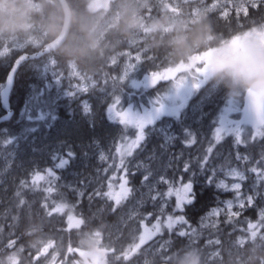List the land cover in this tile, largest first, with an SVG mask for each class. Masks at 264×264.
<instances>
[{
    "label": "trees",
    "instance_id": "1",
    "mask_svg": "<svg viewBox=\"0 0 264 264\" xmlns=\"http://www.w3.org/2000/svg\"><path fill=\"white\" fill-rule=\"evenodd\" d=\"M35 1L40 2L42 12L32 14L31 19L50 14L58 16L57 24L51 32V36L56 37L62 24L58 3L56 0ZM65 1L71 13V24L65 43L49 54L54 62L53 75L41 74L45 57L22 61L14 73L8 97L12 115L9 121L0 124V161L15 149H35L28 156L25 165L17 166V161L12 164L9 170L12 174L5 178L7 182L4 184L8 190L0 203V264H73L74 259L71 258L74 251L84 249L91 239L95 241L97 248L105 252L104 264L138 263L148 245L141 246L137 251H133L130 246L139 242L144 228H150L157 217L161 221L166 220V214L145 204L133 218L122 224V216L133 206L139 188L144 183L143 177L149 172L165 177L174 188L191 181L195 193L193 204H185L183 211L176 210L172 213L173 218L184 216L188 223L177 224L171 232L162 228L155 238L159 243L153 246V261L150 264H191L193 260L197 264H264V218L258 217L256 204L236 209L239 215L232 221L222 217L212 228L200 226L202 217L212 208L225 200L233 199V193L222 192L215 186L224 169L238 165L249 181L257 180L264 187V178L251 171L255 167L259 172H264V138L256 134L253 140L252 133L255 130L248 124L241 137L244 143L237 145L231 135L226 136L215 144L206 168L199 166L200 158L206 154L210 143H213L215 117L225 106L224 98L236 91L239 106H243L241 103L245 88L239 83L230 79L221 83L216 94L220 97L217 99L218 105H210L207 116L200 124L191 120L188 106H185L178 112V118L168 116L155 125L146 126L145 141L131 156L124 158L120 167L114 164L116 160L113 159L112 164L102 163L91 168L100 147L116 143L123 133L130 139H135L136 130L120 123L118 119L108 117L107 107L114 96H119L120 106L126 111L133 105L139 106L142 111L146 110L150 101L160 99L161 94L167 92L170 83L161 80L155 86H143L149 73L162 76L231 37H240L251 29L260 28L264 24V5L256 8L249 5L247 15L234 17L230 14L225 19L219 18L216 12H211L188 29L164 36L163 39L169 40L171 36L178 35L182 42L177 45L161 42L154 46L150 57L141 63L131 78L120 81V65L105 66L104 61L128 47L125 38L128 34L126 32H133L128 28L132 16L139 14L145 17L149 14L147 18L164 21L173 9L180 17L187 18V12L192 10L194 4H184L181 0ZM106 4H109V10L122 5H128V8L115 28L100 37L91 50L89 43L92 46L96 28L109 14V10H103ZM165 5H169V8L165 9ZM134 7L138 9L134 10ZM6 16V13L0 12V17ZM153 37H157V34ZM35 52V49L27 47L23 52L10 51L7 58L0 59V90L5 85L13 63L21 55H32ZM69 64L93 82L92 94L99 98L100 103L95 104L90 113L82 109L79 99L66 95L74 80L70 76ZM193 77L195 81L197 75ZM134 83L139 85L136 87ZM22 109L25 113L19 117ZM5 115L6 111L2 109L0 102V118ZM241 120H244L243 115ZM166 126L177 136V147L183 150L195 147L196 159H185L182 154L178 165L173 161L166 167L164 159L167 154L172 153L174 147L164 151L156 131L158 127ZM115 127L118 131L111 137L109 130ZM185 129L187 133H183ZM189 132L196 142L192 147H183L181 142L186 141ZM58 134L60 136L57 138ZM34 138H40L43 143L33 147L31 142ZM68 153L72 155L69 157ZM235 153H239L241 157L246 156L247 160H236ZM155 154L161 158L150 160ZM60 159H67L68 162L63 168H55ZM142 159H149L144 172L134 166ZM184 161L191 162V171L188 173L183 172ZM48 168H53L58 180L48 177L45 171ZM211 168L218 172L213 183L209 182ZM104 169L106 173H103ZM36 172L44 175L45 179L34 184L33 176ZM74 173L87 175L80 194L64 184V180L71 178ZM125 178L128 180L127 187L132 191L123 204L117 206L108 197L95 195L96 192H107L109 184L117 186ZM48 187L56 190L49 194L46 192ZM21 200L24 201L23 204ZM256 203L260 205L258 201ZM57 205L63 206L62 212L53 211ZM148 214H151L150 218L147 217ZM70 220L75 221L77 226L70 228ZM181 230L187 235L179 236L178 232ZM168 241L163 249L161 246ZM122 254L130 256V259H118Z\"/></svg>",
    "mask_w": 264,
    "mask_h": 264
},
{
    "label": "rangeland",
    "instance_id": "2",
    "mask_svg": "<svg viewBox=\"0 0 264 264\" xmlns=\"http://www.w3.org/2000/svg\"><path fill=\"white\" fill-rule=\"evenodd\" d=\"M159 1H165V0H159ZM184 4L192 3L194 4L192 10L189 12L188 18H182L179 15H177V12L172 9V12L164 18V21L161 20H152L149 17V14H146L145 17H139L137 15H132L133 20L130 23V28L133 31L131 34V37L129 38V44L136 45L137 43H142L147 39L153 38V35L156 33L159 34H171V33H178L182 32L185 29L188 28V26L191 24H195L196 22L200 21L202 17L207 15L211 12H218L220 13L221 17H225L224 13L227 12V15H233L234 17L244 14V12L238 11L239 5L242 3V0H181ZM22 7H12L13 1L10 0H0V12L6 13L7 18L3 21L0 30V37L3 38V47L6 49L10 48V45L14 46L15 48H22L26 44H30L33 47H40L46 36L51 32V28L48 25H39L34 27L33 32L28 34L30 31V26L27 24V11L30 8H33L34 5L29 0H21L20 1ZM96 4V2H95ZM215 5V7H212ZM250 4L244 3V7H248ZM169 5H165V9H168ZM104 11H108L109 7L108 4L103 7ZM125 9L117 8L114 11H109V14L107 15V18L102 22V27L99 28V30L96 32V36L98 38L102 37L106 31H108L109 28L114 27L117 25L119 19L122 18L123 13ZM19 14L21 18V22L17 21L15 19V16ZM174 14H176L174 16ZM226 15V16H227ZM19 18V19H20ZM147 18V19H146ZM22 32V36L20 37L17 35V32ZM250 38H255L253 48H258L261 50H264V27L251 29L249 32H246L244 35H241L240 37L234 36L226 41L219 43L218 46L209 49L202 53L201 56L192 57L186 64L181 65L164 75H158L155 79L157 81H168L169 86L167 88V92H163L160 96L161 102L164 104V109L160 111L159 113L154 115L153 121L149 125H155L156 122L163 119L164 117H174L178 118V112L185 106H188V112L191 120L196 123L200 124L203 122V119L207 116L208 109L210 105L216 104L218 105L217 99L218 97L217 91H219V87L222 82H225L227 80H232L235 83L237 82V79L240 77H243L245 79H248L251 77V75L254 74L253 68L255 65V61L252 56L253 48H248L241 46V41L248 40ZM170 44H178L181 41V38L178 35L171 36ZM134 52H124L121 54V57H116L114 60H111V62L119 61L120 58L122 60L119 62L121 64V76L124 77L125 70H128L129 75L127 77H124L123 79L129 78L138 68L140 67L143 60H146L147 57L144 56L146 50L143 49L138 45L134 46ZM50 65H47L44 68V71L46 69H51L53 64L51 61ZM132 64L135 66L134 70L129 69L128 65ZM71 70V76L74 78L71 85L68 87L67 94L68 96L73 97L74 99H79L81 101V107L86 113H90L95 104H97L98 100L93 96L92 94V86L93 82L89 81L88 78L84 77L82 74H80L76 68L73 65H70ZM194 75H197V77L194 79ZM237 78V79H234ZM196 80H203L204 84L201 85V87L198 90H192L190 93H186L184 89H181V92L179 95L176 93V86L181 81L185 82L186 84H190L192 82H196ZM143 86L152 85L148 81L144 80ZM79 85L80 88H87V92L84 91H76V86ZM137 87L139 84H133ZM238 94L236 91H232L229 93L225 98V106L222 111L218 112L216 114V127L221 123L223 120V123L225 127H230L232 125H240L242 133L246 131V125L247 123H244V120H241L242 117V108L239 106V100H238ZM219 100V99H218ZM154 101H150L149 107L142 111V109L137 106L133 105L128 110H130L131 114L133 116H139L142 117L146 113L151 114L153 113V103ZM243 102L241 103L242 106ZM110 105L107 107L108 117L111 118V114L109 112ZM87 108V111L85 110ZM120 110L119 106L118 109ZM112 119V118H111ZM114 120V119H112ZM121 123V122H120ZM119 123V124H120ZM125 125V124H124ZM131 129H136L134 124H128ZM148 126V125H146ZM145 126V127H146ZM215 127V128H216ZM214 128V129H215ZM213 129V132H214ZM118 130L111 128L109 130V134L112 137V134H115ZM157 134L159 135L161 141H162V149L166 151L168 148L174 147V150L171 154H167L164 159V164L166 167H169L170 164L173 162L172 157L174 154H184V158H191L196 159L195 154L197 153V150L195 149L194 144L191 145L192 148L183 150L179 147H177L176 141L177 136L174 134V132L166 126L165 128L158 127L156 129ZM183 133H187V129L183 130ZM228 135H231V138L235 137L229 133ZM227 135V136H228ZM60 135L58 134L56 137L58 138ZM186 136V134H185ZM123 137H127V140L122 139ZM180 137V136H179ZM204 137V136H203ZM225 138V137H224ZM223 138V139H224ZM191 139V138H190ZM222 139V140H223ZM129 136L125 133L120 134L119 139L116 140V143L114 144H108L105 146H102L99 148V150L95 154L94 166H91V168H94L95 165H99L102 163L106 164H112L113 159H115V163L117 167H120L121 165V159L124 160V158L127 155H121V153L117 152V148L121 149V152H126L128 142H130ZM212 141H214V133L212 136ZM181 146H185V142ZM190 147V146H189ZM101 153L105 156L104 160L100 159ZM237 154L235 153V156L237 157ZM18 154L16 151H13L9 155H5L2 157L0 161V177L3 175L4 172H6L8 169L12 167V164H14L16 161L17 166H20L22 164L21 158H18ZM161 157H157L156 154L153 155V157L150 159H160ZM238 160V159H236ZM28 161V160H27ZM148 160H140L135 163V167H137L141 172H144L147 168V162ZM242 161V159H240ZM214 168H211L213 170ZM230 169H236L238 172L242 173L245 177L244 180H239L238 177H232L228 175ZM91 170V169H90ZM215 170V169H214ZM103 173H106V169H104ZM218 172L215 170V176L218 177ZM222 177H219L218 180L215 182V186L217 189H219L222 192H231L233 193V199H228L222 202L219 206L212 208L206 215L201 219L200 226L202 228H212L218 224V222L221 220V218H225L228 221H232L235 216L231 215V213H237L236 209L240 208V201H245V206H249L247 204V197L252 196L253 197V204L257 205L258 209V217H260V211L264 209V187L258 184V181H249L248 177L245 176L244 171L240 168L238 165H233L229 168L224 169L221 171ZM84 175H81L80 173H74L71 175V179L67 183L69 187L72 190H75V192H78L80 194L82 185L84 183ZM152 178L149 179V181L144 182L143 185L139 188V193L136 201L134 202L133 206L122 216V224L124 225L129 219L133 218L138 211L143 207L145 204H149L152 207H156L159 213L162 212V214H166V219L169 215L172 216L173 211H176V189L180 187H172V185L165 184L163 182L158 183L157 181L160 180L161 175L153 174L151 176ZM4 180H6L4 178ZM223 181L227 187L226 188H219L217 185ZM123 182V181H122ZM121 182V183H122ZM4 183L3 181L0 182V203L3 200V198L7 195V188L2 185ZM120 183V184H121ZM233 183H240L241 188L239 190V195H237V192L232 189ZM120 184L117 186H112L111 190L113 192H118L120 190ZM163 186L161 189H159V186ZM149 186L153 187V192L149 193ZM171 186L173 188V195L172 196H165L164 199L157 198V200L153 201L151 199L152 195H155L157 191L166 193L168 190V187ZM129 196L122 200L120 204H123L128 200ZM111 200V199H110ZM113 201V200H112ZM232 201V208L228 209L227 202ZM258 201L260 205L256 203ZM114 202V201H113ZM252 204V205H253ZM170 205V206H168ZM244 206V207H245ZM217 210L219 212L218 215H211L213 210ZM148 218H150V215H147ZM77 223L73 220L69 221V227H76ZM152 226H150L149 229H151ZM144 232V231H143ZM143 234V233H142ZM157 235L153 236L151 239L147 240L145 244L142 246H147L145 254L141 261H139L136 264H150L153 261V246L157 245L156 243H159L157 239H155ZM264 238V237H263ZM240 241V239H238ZM139 243V242H138ZM150 243V244H149ZM133 251H137L136 249H133ZM104 255L105 252L101 248H97L95 245V241L92 239L89 240V244L86 245L84 249L75 250L72 258L73 264H104ZM216 256V253H213V257Z\"/></svg>",
    "mask_w": 264,
    "mask_h": 264
},
{
    "label": "snow or ice",
    "instance_id": "3",
    "mask_svg": "<svg viewBox=\"0 0 264 264\" xmlns=\"http://www.w3.org/2000/svg\"><path fill=\"white\" fill-rule=\"evenodd\" d=\"M245 2L250 4V6L253 8L264 5V0H242V3L239 5L237 10L238 11L242 10L245 15H247V13H248V8L244 7ZM212 7H215V5H213ZM224 15L226 16L227 12H225ZM262 27H264V24H262ZM128 68L134 70L135 66L132 64H129ZM128 75H129L128 70H125L124 77H127ZM156 76H157L156 73H149L146 80L149 83H151L153 86H155L158 83L157 79H155ZM124 77H122L121 79H123ZM202 84H204L203 80H196V82H192L190 84H186L185 82L181 81L176 86V93H177V95H179L181 92V89H184L186 93H190L192 90H198ZM76 89H77L76 91H84V92H87V90H88L87 88H80L79 85L76 86ZM120 105H121V100H120L119 96H114V98L112 99L111 107L109 108L111 118L112 119H118L121 123L125 124V126H127L128 124H134V126L136 127V129L138 131L135 133V139H132V140H130V142H128L126 152H121L120 148H117V152L121 153L122 156L123 155L131 156L133 154V151L137 148H140L142 145V142L145 141V139H146L145 126L152 123L154 115L159 113L160 111H162L164 109V104L161 102V99L158 98L155 101L156 106L153 109V113H151V114L146 113L142 117L133 116L131 114L130 110L126 111L123 108H121ZM118 106H120V110H117ZM85 110L87 111V108H85ZM244 111H245L244 123L251 124L253 129L255 130L252 133V139L253 140L255 139L256 134H259L261 138H264V112L260 111L259 105L254 100H252V101H250V103L248 105L245 106ZM213 133H214L215 143H210V146L206 149V154L202 158H200V160H199V166L200 167L206 168V166L208 164L209 157L214 150L215 144L220 143L222 141V139L224 137H226L229 133H231L235 137V143L237 145L245 142L241 139L243 133H242L240 125H232L230 127H225L223 120L214 129ZM189 138H191V139H189ZM122 139L127 140V137H123ZM195 142L196 141L192 137V133L189 132L188 138L185 141V146H191ZM67 155L70 157L72 155V153H68ZM181 157H182V155H180V154H174L172 157V161H174L178 165L179 162L181 161ZM236 158L247 160L246 156L241 157L239 154H237ZM100 159L101 160L105 159V156L102 153L100 155ZM67 162H68L67 159H60L57 162V164L55 165V168H63ZM123 163H124V161H123V159H121V165H123ZM45 171H46L48 177H52L55 180L59 179V177L56 176V172L53 170V168H48ZM124 171H125V175H127V169H125ZM190 171H191V162L190 161H184L183 172L188 173ZM251 171L253 173H258V177L264 178V172H259L257 168L254 167L251 169ZM211 173L212 174L209 175V182L213 183L214 177H215V170L214 169L211 170ZM151 175H152L151 172L144 175L143 181L144 182L149 181ZM228 175H230L232 177H238L239 180L245 179L244 175L242 173L238 172L236 169H230ZM44 179H45L44 175H42L40 172H36L35 175L33 176V183L35 184L36 182L43 181ZM161 182H163L165 184L169 183V181L163 176L160 177V180L157 181V184L161 183ZM21 183H23V181ZM127 184H128V180L125 178L123 180V182L120 184V190L118 192H113V191L109 190L108 192H105V193L96 192L95 195H97V196L104 195V196L108 197L109 199L113 200L114 204L118 206V205H120L121 201L126 199L132 191L131 188L127 187ZM108 187H109V189H111V187H112L111 184H109ZM217 187L226 188L227 185L223 181H221L217 185ZM240 188H241L240 183H233L232 184V189H234L237 192V195H239ZM55 190L56 189H54L53 187H48L46 189V192L51 194ZM153 190H154L153 187L149 186V193L150 194L153 192ZM61 195H62V193H61ZM81 195H82V193H81ZM172 195H173V188L171 186H169L166 193H162V192L157 191L155 195L151 196V199L153 201H155V200H157V198L164 199L165 196L170 197ZM176 196H177V200H176V209L177 210L183 211V207L185 204H193V202L195 200V193L193 191V184L191 183V181H188L187 183L182 184V186L180 188L176 189ZM23 203H24V201L21 200V204H23ZM247 204L249 206H251L253 204V197L252 196L247 197ZM46 206L47 205H45V207ZM244 206H245V201L241 200L240 201V208L243 209ZM227 207H228V209L232 208V201L227 202ZM53 211L62 212L63 206L57 205L56 208L53 209ZM218 214H219V212L215 209L211 213V215H218ZM149 215H151V214H149ZM231 215L237 216V215H239V213H231ZM260 217L264 218V209H262L260 211ZM187 223H188L187 220L182 215L178 216L176 218H173L171 215H169L165 221H161V219L159 217H157L156 222L152 225L151 229H149L147 227L144 228L143 234H141L139 236V243H136V244L130 246V248H133L136 250L140 249L141 246L143 244H145L147 240L151 239L153 236H155L157 234H160L162 231V228H166L169 232H171L177 224H187ZM193 232H195V229H193ZM178 235L183 237V236L187 235V233L184 230H181L178 232ZM168 243H169V241L165 242V245H162L161 247L163 249H165V247ZM164 256H165V258L167 257L166 251L164 252ZM118 259H123V260L127 261L130 259V256L122 254L121 257H118Z\"/></svg>",
    "mask_w": 264,
    "mask_h": 264
},
{
    "label": "bare ground",
    "instance_id": "4",
    "mask_svg": "<svg viewBox=\"0 0 264 264\" xmlns=\"http://www.w3.org/2000/svg\"><path fill=\"white\" fill-rule=\"evenodd\" d=\"M10 1H13V4H12V7H22L21 6V3H20V1L21 0H10ZM33 5H34V7L33 8H30L28 11H27V16H26V18H27V24L30 26V31L28 32V34H30L31 32H33V29H34V27H36V26H39V25H42V26H44V25H48L50 28H51V32L53 31V29L55 28V26H56V24H57V21H58V16H54V15H52V14H50V15H47L46 17H41V18H37V19H31L32 18V14H41V12H42V6H41V4H40V2L39 1H35V0H29ZM107 5V4H106ZM68 6V5H67ZM108 7H110L109 6V4H108ZM117 8H120V9H125V11H126V9L128 8V5H122V6H119V7H114L112 10H109V11H114V10H116ZM68 9H69V7H68ZM134 10H137L138 8L137 7H134L133 8ZM125 11H124V13H123V16H124V14H125ZM69 12H70V10H69ZM190 12V11H189ZM189 12H187V18L189 17ZM217 14H218V17L219 18H221V19H225L226 18V16L225 17H221L220 16V13H218V12H216ZM61 14H62V11H61ZM70 15H71V13H70ZM122 16V17H123ZM137 16H139V17H143V16H141V15H137ZM228 16V15H227ZM7 18V16L5 17V18H3V17H0V30L2 29V27H1V25H2V23H3V21L5 20ZM20 18V16H19V14H17L16 16H15V19L17 20V21H19L20 23H23V22H21L20 20H21V18ZM147 19V18H146ZM133 20V16H132V18H131V20H130V22H129V25H128V28L131 30V28H130V23H131V21ZM153 20V19H152ZM62 21H63V14H62ZM62 23V22H61ZM24 24V23H23ZM191 25V24H190ZM189 25V26H190ZM116 26V25H115ZM115 26L114 27H112V28H109L108 29V31H106L105 33H108V32H110L112 29H114L115 28ZM189 26H188V28H189ZM102 27V22L99 24V26L96 28V31L95 32H97L98 30H99V28H101ZM187 28V29H188ZM125 31V30H124ZM51 32L46 36V38H45V40H44V42H43V44L40 46V47H33L32 45H30V44H26L25 46H23L22 48H15L14 46H12V45H10V48L9 49H6V48H4L3 47V38L2 37H0V59H5V58H7L8 56H9V54H10V51H16V52H23L27 47H29L30 49H35L36 50V52L34 53V54H32V55H27L28 57L27 58H24V59H19L20 57H22V56H25V55H21L14 63H13V65H12V67L10 68V70H9V72L11 71V69L13 68V66H14V64L16 63V62H18L17 63V66H16V68H15V70H14V73H15V71H16V69H17V67H18V65L22 62V61H24V60H33V59H36V58H40V57H45L44 58V62H43V64L41 65V74L42 75H53V73H54V62H53V60H52V58L50 57V53H52V52H55V51H57L59 48H57L56 50H53V51H51V50H49L48 48H47V45L50 43V42H52L54 39H55V37H52L51 36ZM126 32V31H125ZM126 33H128L127 35H126V38H125V43L128 45V47L126 48V50L125 51H123L122 53H124V52H127V51H130V52H134L135 50H134V46H136L137 45V47H138V45L140 46V47H142L143 49H145L146 50V52H145V54H144V56L145 57H150V54H151V51H152V49H153V47L154 46H156V45H159V44H161V42H163V43H171V41H170V39L171 38H169V40H166V39H163V37L164 36H166V35H168V34H159V33H156L157 34V37H153V38H150V39H147V40H145L144 42H142V43H137L136 45H130L129 44V38L131 37V34L133 33V32H126ZM22 34V32H20V31H18L17 32V35H19L20 37L22 36L21 35ZM155 35V34H154ZM153 35V36H154ZM68 37V36H67ZM67 37H66V39H65V41L67 40ZM98 37L96 36L94 39H93V41L94 42H92V46H91V43H89V48L91 49V50H93L94 49V47L96 46V43L98 42ZM65 41H64V43H65ZM180 42H182V38H181V41ZM179 42V43H180ZM63 43V44H64ZM178 43V44H179ZM62 44V45H63ZM171 45H177V44H171ZM122 53H114V54H112V56H110V57H108L107 58V60L105 59V61H104V63H105V66H111V65H115V64H118V65H120V72H121V69H122V66H121V64H119V62L122 60V58H120V60L119 61H114V62H111V60H114L116 57H121V54ZM147 59V58H146ZM21 60V61H20ZM49 61H51L52 62V64H53V66H52V68L51 69H46L45 71H44V68L47 66V65H50V62ZM144 61V60H143ZM142 61V62H143ZM70 65V64H69ZM139 69V68H138ZM137 71V70H136ZM135 71V72H136ZM134 72V73H135ZM14 73H13V79H14ZM133 73V74H134ZM9 74V73H8ZM81 74V73H80ZM132 74V75H133ZM131 75V76H132ZM71 76V75H70ZM131 76L129 77V78H131ZM7 77H8V75H7ZM7 77H6V80H7ZM72 77V76H71ZM85 77V76H84ZM73 78V77H72ZM88 78V77H87ZM122 78V76H121V73H120V77H119V80L120 81H125V80H127V79H129V78H125V79H121ZM74 79V78H73ZM89 79V78H88ZM6 80H5V85H6ZM89 81H90V79H89ZM5 85H4V87H5ZM12 86H13V84H12ZM3 87V88H4ZM2 88V89H3ZM1 89V90H2ZM12 89V88H11ZM0 90V91H1ZM11 91V90H10ZM67 92H69V91H67ZM9 94H10V92H9ZM66 95H68L67 93H66ZM9 97V96H8ZM68 97H71V96H68ZM97 100H98V102L97 103H100V101H99V98H96ZM0 102H1V99H0ZM1 107H2V103H1ZM3 109V108H2ZM4 110V109H3ZM6 111V115L4 116V117H2V118H0V124L1 123H5V122H7V121H9V118L11 117V115H12V110H10L9 109V103H8V109L7 110H5ZM22 112H20V116L19 117H22V115L25 113H23V111H24V109H22L21 110ZM6 117H8V118H6ZM3 119H5V120H3ZM43 142H42V140L40 139V138H34L33 139V141L31 142V145L33 146V147H35L36 148V145H38V144H42ZM14 151H16L17 152V154L19 155L18 156V158H21V161H22V164L23 165H25V161H27L28 160V156H30L31 154H33V152L35 151V149L34 148H32V147H30V149L28 150V151H26V150H19V149H15ZM191 156L192 155H195V156H197V153H195V154H190ZM92 166H94V163L92 162V164H91ZM11 174H12V172L11 171H9V169L6 171V172H4L3 173V175L0 177V178H8V177H10L11 176ZM81 175H84V174H81ZM85 177H84V179L87 177V175H84ZM71 178H69V179H66V180H64V184L66 185V186H69V185H67V183L69 182V180H70ZM7 182V180H3V179H0V182ZM4 183H2V185L5 187V184ZM206 215V214H205ZM204 215V216H205ZM203 216V217H204ZM202 217V218H203Z\"/></svg>",
    "mask_w": 264,
    "mask_h": 264
},
{
    "label": "water",
    "instance_id": "5",
    "mask_svg": "<svg viewBox=\"0 0 264 264\" xmlns=\"http://www.w3.org/2000/svg\"><path fill=\"white\" fill-rule=\"evenodd\" d=\"M56 2L58 3L60 10L62 11L63 21H62L61 28H60L57 36L55 37V39L52 42H50L47 45V48L51 51L56 50L57 48L62 46L66 37L68 36V32H69V28H70V24H71V15H70L66 1L65 0H56ZM27 57L28 56L25 55V56L20 57L19 59L22 60V59L27 58ZM17 63L18 62H16L14 64L13 68L9 72L5 87L0 91V99H1V103H2V108L4 110L8 109V96H9V92L12 88L13 73H14V70L17 66ZM256 97H260L261 99H264V91H261L258 93L254 90V88H247L244 90V92H243V106H242V115H243L244 121H245V111H244L245 106L248 105L250 103V101H252ZM258 105H259L260 111L264 112V102H261ZM6 118H8V117H6ZM3 120H5V119H3ZM248 125L252 127L251 124H248ZM159 264H169V263L162 262Z\"/></svg>",
    "mask_w": 264,
    "mask_h": 264
},
{
    "label": "clouds",
    "instance_id": "6",
    "mask_svg": "<svg viewBox=\"0 0 264 264\" xmlns=\"http://www.w3.org/2000/svg\"><path fill=\"white\" fill-rule=\"evenodd\" d=\"M255 38L241 41V46L253 48ZM252 56L255 61L253 68L254 74L250 78L245 79L243 77L235 78L239 85L245 89L254 88L256 92L264 91V50L253 48ZM257 104L264 102V99L256 97L253 99ZM191 264H197V261L193 260Z\"/></svg>",
    "mask_w": 264,
    "mask_h": 264
}]
</instances>
